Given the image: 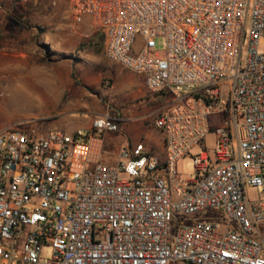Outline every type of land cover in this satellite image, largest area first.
Returning <instances> with one entry per match:
<instances>
[{
  "label": "built area",
  "instance_id": "1",
  "mask_svg": "<svg viewBox=\"0 0 264 264\" xmlns=\"http://www.w3.org/2000/svg\"><path fill=\"white\" fill-rule=\"evenodd\" d=\"M68 12L150 95L170 96L154 118L164 152L105 150L122 132L109 113L72 132L0 130V264H264V0H69Z\"/></svg>",
  "mask_w": 264,
  "mask_h": 264
},
{
  "label": "rangeland",
  "instance_id": "2",
  "mask_svg": "<svg viewBox=\"0 0 264 264\" xmlns=\"http://www.w3.org/2000/svg\"><path fill=\"white\" fill-rule=\"evenodd\" d=\"M68 1L0 0V130L89 129L93 115L109 106L148 115L127 125L136 126L135 139L156 148L160 132L154 118L170 103V96L150 95L140 75L110 62L97 26L74 25ZM156 42L160 49V41ZM16 86L25 101L16 103ZM136 96L141 100L135 101ZM125 133L128 135V130ZM105 142L104 149L110 152L121 146L113 135H107ZM212 142L213 135H209L206 145L210 148ZM102 160L109 161L107 153ZM178 168L184 177L193 173L190 159L181 161ZM246 193L253 199L258 190L248 187ZM207 214L217 216L219 212L203 213ZM257 229L264 234V223ZM42 255L50 257V249H44Z\"/></svg>",
  "mask_w": 264,
  "mask_h": 264
},
{
  "label": "crops",
  "instance_id": "3",
  "mask_svg": "<svg viewBox=\"0 0 264 264\" xmlns=\"http://www.w3.org/2000/svg\"><path fill=\"white\" fill-rule=\"evenodd\" d=\"M85 26H90L92 24V21L91 19H86L83 23ZM97 33L99 34V36L102 38L101 34L99 31H97ZM145 88V86H144ZM146 89V88H145ZM134 98V97H133ZM137 98V99H135ZM134 98V100H138L140 101L141 98H138V96H136ZM135 110H132L130 112H123V109L122 108H119L118 110H115L113 108H110L109 106H107L104 110H102L101 112L99 113H96L93 115V118L96 117V116H99L101 114H104V113H109L110 115H116V116H119L121 117L122 119V132H120L119 134L115 135L114 136V140L115 139H119V142L121 143V146H127V145H133L135 143L138 142L137 139L134 138L133 134H134V130L137 129L135 125L133 126H130V125H127V122L128 121H132V122H140L141 120H144L145 118L148 117V115H136L135 113ZM139 125V124H138ZM125 130H128L129 134L127 135V133H125ZM67 132V131H66ZM120 147V145L113 150L114 153L115 151ZM149 147V146H148ZM150 148V147H149ZM152 150V152L162 156L163 155V152H164V149H163V144H162V137L160 135V138H159V145H157L156 148H150Z\"/></svg>",
  "mask_w": 264,
  "mask_h": 264
},
{
  "label": "bare ground",
  "instance_id": "4",
  "mask_svg": "<svg viewBox=\"0 0 264 264\" xmlns=\"http://www.w3.org/2000/svg\"><path fill=\"white\" fill-rule=\"evenodd\" d=\"M15 88V87H14ZM24 88V87H23ZM20 90V87L19 86H16V88L14 89V93L15 94H13V98H14V96L16 95V103L17 102H21V101H25L26 99L22 96V95H20V93H21V91H19ZM23 90V89H22ZM24 91H25V89H24ZM19 94V95H18ZM30 94V93H29ZM28 95V94H27ZM29 97V96H28ZM31 97V96H30ZM15 99V98H14ZM14 99H12V100H14ZM19 105V104H18Z\"/></svg>",
  "mask_w": 264,
  "mask_h": 264
}]
</instances>
